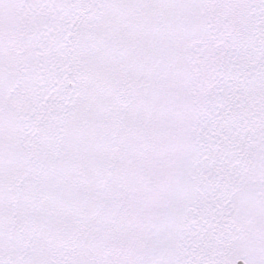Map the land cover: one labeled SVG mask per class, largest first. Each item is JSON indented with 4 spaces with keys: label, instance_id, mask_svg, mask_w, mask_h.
<instances>
[{
    "label": "snow or ice",
    "instance_id": "obj_1",
    "mask_svg": "<svg viewBox=\"0 0 264 264\" xmlns=\"http://www.w3.org/2000/svg\"><path fill=\"white\" fill-rule=\"evenodd\" d=\"M0 264H264V0H0Z\"/></svg>",
    "mask_w": 264,
    "mask_h": 264
}]
</instances>
